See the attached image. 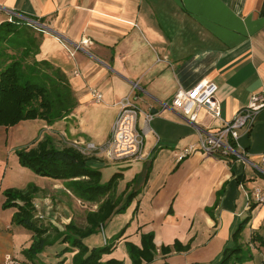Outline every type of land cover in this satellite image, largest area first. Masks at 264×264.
<instances>
[{"label": "crops", "instance_id": "1", "mask_svg": "<svg viewBox=\"0 0 264 264\" xmlns=\"http://www.w3.org/2000/svg\"><path fill=\"white\" fill-rule=\"evenodd\" d=\"M15 18L44 26L35 25L40 40L36 58L66 74L77 104L53 125L28 120L0 127V264H8V257L29 262L24 251L33 242V233L13 222L19 209L3 208L4 191L34 188L35 221L48 230L63 231L71 222L78 225L77 209L98 207L79 199L69 181L42 177L22 167L16 152L36 146L45 136L60 148L105 144L119 103L134 84L139 86L135 95L142 110L138 118L142 133L144 114L154 115L145 134L146 158L117 160L128 166H118L110 174H122L119 181L126 185L117 186L115 194L123 203L134 194V203L127 208L132 218L119 240L113 221L123 213L102 227L105 230L110 223L109 236L94 234L85 239L86 244L99 247L114 242L115 249L103 261L132 264L126 243L141 247L142 235L152 233L157 248L153 264H216L225 249L235 245L233 234L248 216L241 242L264 238V205L251 198L255 188L264 193V173L251 164L261 166L264 155V111L252 130L239 138L240 152L248 162L201 151L182 161L177 158L232 120L253 94L264 95V0H0V24ZM78 45L81 48L75 50ZM201 81L218 86L221 118L202 111L191 123L172 108L171 101L179 89L189 90ZM92 91L102 94L101 102H96ZM90 156L108 163L103 156ZM86 224L85 217V224L78 226ZM176 241L190 244V250L164 256L162 246L173 247ZM253 246L264 252L258 242ZM53 254L45 252L43 259L53 261Z\"/></svg>", "mask_w": 264, "mask_h": 264}, {"label": "trees", "instance_id": "2", "mask_svg": "<svg viewBox=\"0 0 264 264\" xmlns=\"http://www.w3.org/2000/svg\"><path fill=\"white\" fill-rule=\"evenodd\" d=\"M35 31V25L17 18L0 24V127L10 128L28 120H43L53 125L76 107V98L66 74L48 61L37 60L40 40ZM16 153L22 167L42 177L69 181V188L79 199L99 205L96 211L88 212L85 227L71 222L63 231L48 230L35 221L32 203L34 188L4 191L6 201L3 208L17 207L19 210L13 222L33 233V242L24 251L30 263H19L123 264L115 259L103 261V257L115 249L114 242L99 247H89L84 242L97 234L112 216L123 213L130 205V199L134 198L132 193L126 197L125 203L122 197L114 199L122 174L115 173L107 183H102V174L98 169L101 159L86 156L72 146L60 148L49 136L36 146L20 149ZM17 201L22 204H17ZM250 219L248 216L240 223L233 234L235 245L225 249L217 264H232L234 261L245 264L251 260L252 254L246 248L244 253V243L241 242ZM123 234L124 230L115 240ZM254 242L264 248V238L253 236L246 244L253 246ZM54 246V260L45 261L43 254L50 253ZM126 248L132 264H149L157 254L152 233L142 235L141 247L126 243ZM190 248V244L184 246L176 241L173 247L162 246L161 253L165 256L172 250L187 252Z\"/></svg>", "mask_w": 264, "mask_h": 264}, {"label": "built area", "instance_id": "3", "mask_svg": "<svg viewBox=\"0 0 264 264\" xmlns=\"http://www.w3.org/2000/svg\"><path fill=\"white\" fill-rule=\"evenodd\" d=\"M88 43V40L83 41L84 45ZM80 48L81 45H78L75 50ZM138 89V84H134L132 92L119 103V113L108 142L103 145L92 142L75 143L74 148L86 156L100 155L110 161L144 160L146 158L144 153L145 134L154 115L144 114L146 128L142 133L138 129V118L142 113L137 104L138 97L135 95ZM217 91L218 86L216 84L201 81L189 90L179 89L171 101V106L181 112L191 123L198 121L202 111H206L213 119H220L222 111L221 103L216 97ZM92 95L96 102L102 101V94L99 91H92ZM262 111H264V95L253 94L247 106L240 110L232 120L224 121L221 128L216 132L206 134L205 138H201L198 145L185 148L177 156L178 161H182L196 151H201L209 155L222 153L248 162L245 154L240 152L239 138L242 133L247 134L252 130L258 115ZM251 164L264 173V155L261 156V166ZM251 198L256 205H264V193L260 188H255L251 192ZM7 262L8 264H20L12 257H8Z\"/></svg>", "mask_w": 264, "mask_h": 264}, {"label": "rangeland", "instance_id": "4", "mask_svg": "<svg viewBox=\"0 0 264 264\" xmlns=\"http://www.w3.org/2000/svg\"><path fill=\"white\" fill-rule=\"evenodd\" d=\"M0 155H2V153L0 152ZM15 156H16V154H15V152L13 151L12 153H11V156L9 157V161L12 163L14 160H15ZM123 161H125V162H129V160H123ZM123 161H120V163H119V161H110V160H107V162L108 163H104V164H99L98 165V169L102 172V183H107L109 180H110V174L114 171V168H116V167H118L119 166V168H125V167H127L128 166V163H125V162H123ZM50 185V184H49ZM125 185H126V183H123L122 184V181H118V183H117V186H119L121 189H124V187H125ZM129 185L130 184H127V187H126V190L128 189V187H129ZM52 187V186H51ZM127 194V193H126ZM114 199H119V197H118V195L116 194L115 196H114ZM134 198H132V199H130V204L131 203H134ZM126 201L124 200V203H125ZM85 207H83V208H80V209H77V212H78V225H83V224H85V217L87 216V214H88V212H92V211H96V209H98V207H96V209H94V205L93 204H89V205H84ZM97 206H99V205H97ZM85 213H87V214H85ZM125 213V214H124ZM132 216V214L130 213V211L129 210H124V212H123V215H120V217L119 218H117V219H115L114 221H113V224H115V226L116 225H118V232H119V234L123 231V229H124V224H126V222L127 221H130V219L132 218L131 217ZM109 224L110 223H107L106 224V227H105V230H103L102 228L100 229V231L98 232L99 234V236H100V238H102V237H104V235H105V233L107 234V236H109L110 235V229H109ZM129 227H130V225L127 227V229H129ZM117 233V232H116ZM84 242H85V240H84ZM86 243V242H85ZM244 244H243V248H244V250H245V252L244 253H246L247 252V250L248 251H250V253L252 254V258H251V260L249 261V262H247V263H245V264H264V252L263 251H260L261 249L258 247V246H254V247H250L249 245L247 246V244L245 243V242H243ZM233 244H230L228 247H227V249L228 248H233ZM247 250H246V249ZM173 249V248H172ZM51 250V249H50ZM173 251H175V250H172V252L171 253H173ZM51 252V254H53V253H55V250L53 249V250H51L50 251ZM175 252H177V251H175ZM178 253V252H177ZM180 253V252H179ZM170 254V253H169ZM169 254H167V255H169ZM166 256V255H165ZM162 257V256H161ZM164 257V256H163ZM155 258H157V257H155ZM164 259V258H163ZM155 260L156 259H154V261L153 262H151V263H149V264H153L154 262H155ZM162 264H165L164 262L162 263ZM217 264V263H216ZM232 264H238V263H236L235 261L232 263Z\"/></svg>", "mask_w": 264, "mask_h": 264}, {"label": "water", "instance_id": "5", "mask_svg": "<svg viewBox=\"0 0 264 264\" xmlns=\"http://www.w3.org/2000/svg\"><path fill=\"white\" fill-rule=\"evenodd\" d=\"M28 22H29L30 24H32V25L43 26L42 24H40V23H38V22H36V21H33V20H31V19H29ZM43 27H44V26H43Z\"/></svg>", "mask_w": 264, "mask_h": 264}]
</instances>
